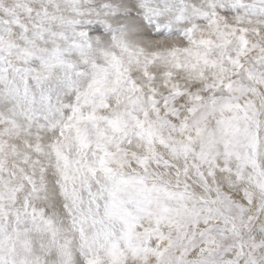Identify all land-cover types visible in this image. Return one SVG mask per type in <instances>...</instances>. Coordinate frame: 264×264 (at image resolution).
I'll list each match as a JSON object with an SVG mask.
<instances>
[{"label":"rangeland","instance_id":"1","mask_svg":"<svg viewBox=\"0 0 264 264\" xmlns=\"http://www.w3.org/2000/svg\"><path fill=\"white\" fill-rule=\"evenodd\" d=\"M156 1L0 0V264H264V0Z\"/></svg>","mask_w":264,"mask_h":264},{"label":"bare ground","instance_id":"2","mask_svg":"<svg viewBox=\"0 0 264 264\" xmlns=\"http://www.w3.org/2000/svg\"><path fill=\"white\" fill-rule=\"evenodd\" d=\"M158 1V0H157ZM156 1V2H157ZM166 1H168V0H159L158 1V3H164V2H166ZM215 1H219V0H215ZM189 2V1H188ZM208 6V5H207ZM209 7V6H208ZM223 9V8H222ZM251 10H252V8H251ZM35 11V10H34ZM33 11V12H34ZM35 14V13H34ZM201 15V14H200ZM57 18V17H56ZM217 18V17H216ZM202 20V19H201ZM216 22V21H215ZM221 22V21H220ZM232 22V21H231ZM217 23V22H216ZM222 24V23H221ZM235 24V23H234ZM212 25V24H211ZM224 25V24H223ZM210 27V26H209ZM223 29V28H222ZM226 29V28H225ZM216 30V29H215ZM219 31H220V29H219ZM243 34V33H242ZM197 36V35H196ZM226 36V35H225ZM254 36V35H253ZM252 36V37H253ZM256 36V35H255ZM223 39H224V37H223ZM155 40V39H154ZM213 40H214V38L212 39V42H213ZM167 41V40H166ZM194 41V40H193ZM191 42V41H190ZM215 42V41H214ZM161 43V42H160ZM199 43H200V41H199ZM185 44V43H184ZM218 44V43H217ZM146 50V49H145ZM217 51H220V50H217ZM204 53V52H203ZM145 54V53H144ZM175 54V53H174ZM190 56H192L193 57V55H190ZM225 56V53H223V52H221L219 55H218V59L220 60V63H221V60H224V59H222L223 57ZM141 57V56H140ZM156 57V56H155ZM186 57V56H185ZM191 57V58H192ZM181 58V57H180ZM179 58V59H180ZM230 59V58H229ZM139 61V60H138ZM185 61V60H184ZM148 63V62H147ZM138 64V63H137ZM136 64V65H137ZM222 64V63H221ZM233 64L234 63H232V65L231 66H233ZM166 65V64H165ZM168 65V64H167ZM173 65V64H172ZM205 65V64H204ZM203 65V66H204ZM223 65H220V66H218L216 69H215V73H212L211 74V77H213V78H216L217 79V81H219V79L220 78H224V77H228L231 73H232V69L231 68H228L227 66V68H224V67H222ZM163 67V66H162ZM235 67V66H234ZM169 68H170V66H169ZM185 68V67H184ZM159 69H160V67H159V65H158V71H159ZM164 71V70H163ZM177 72V71H176ZM161 73V72H160ZM181 73V72H180ZM164 74V73H163ZM234 75V74H233ZM161 77H162V75H161ZM205 77V76H204ZM158 78H159V75H158ZM219 78V79H218ZM196 79V78H195ZM194 79V80H195ZM75 80V79H74ZM187 80V79H186ZM193 80V81H194ZM208 80H209V78H208ZM170 82V81H169ZM184 82H185V80H184ZM213 82H215V80L213 81ZM190 83H191V80H190ZM187 84V83H186ZM1 87V86H0ZM4 87V86H3ZM147 87V86H146ZM199 88H200V86H198ZM202 88V87H201ZM1 89H4V88H1ZM203 89V88H202ZM165 90V89H164ZM19 91V90H18ZM167 91V90H166ZM19 93H20V91H19ZM27 94V93H26ZM29 95V94H28ZM2 96V95H1ZM27 99H29V96H27V95H24ZM7 100L5 99V107L4 108H2L4 111H6V113L7 114H9V115H11V116H16V117H19V116H21L23 113H22V110H21V104L16 100V99H13V98H11L10 97V95L9 94H7ZM39 98V97H38ZM93 98H95V97H93ZM41 100V99H40ZM42 101V100H41ZM39 103V102H38ZM114 104V103H113ZM116 104V103H115ZM23 105V104H22ZM162 112V111H161ZM31 119V118H30ZM34 122V121H33ZM35 124H36V122H35ZM24 138H27V137H24ZM23 138V139H24ZM22 139V140H23ZM72 139V138H71ZM21 140V139H20ZM21 140V141H22ZM29 140V139H28ZM31 141V140H30ZM29 141V142H30ZM72 141V140H71ZM17 142V141H16ZM15 142V143H16ZM18 142H19V140H18ZM64 142V141H63ZM69 142V140L66 142L65 141V144H67ZM23 143H24V145L25 144H27L26 143V141H23V142H21V145H23ZM20 144V143H19ZM16 145V146H21V145ZM23 145V146H24ZM23 146H21V149H23L22 147ZM27 146V145H26ZM71 146V145H70ZM69 146V147H70ZM66 148H68V146L66 147ZM24 150H25V148H24ZM20 151V150H19ZM30 157V156H29ZM33 157V156H32ZM173 156H171V158H172ZM20 165V164H19ZM19 168V167H18ZM17 168V169H18ZM32 168V167H31ZM19 170H20V168H19ZM23 169H21V171H22ZM21 171H20V174H21ZM24 171V170H23ZM34 171V170H33ZM17 173H18V170L16 171ZM121 172H122V170H121ZM26 173V172H25ZM139 173V172H138ZM18 175H19V173H18ZM34 179V178H33ZM114 179V178H113ZM37 180V179H36ZM39 180H41V178L39 179ZM35 182V181H34ZM55 193V192H54ZM69 193V192H68ZM70 198H72V197H70ZM74 200V199H73ZM88 200V199H87ZM91 200V199H90ZM89 200V201H90ZM38 202V201H37ZM74 203H76V201L74 200ZM81 201L79 200L76 204L77 205H81ZM33 214V213H32ZM39 231H42V230H39ZM45 232H46V230H45ZM39 233V232H38ZM47 233V232H46ZM47 236H48V234H46ZM45 235V233H39V235L37 234V235H34V236H32V238L34 239V241H37V240H43V241H45V244H47V245H45V246H48V248H45V252H44V255L43 256H45V262L47 263V264H60V263H57L58 261L56 260V262L55 261H52V258L54 257V255H55V257L56 258H58V260H59V258L60 257H63V255L64 254H66V251H65V253L64 252H61V250H62V247H63V244H62V242L60 243V239H59V241H55V242H51V240L50 239H48L47 238V236ZM53 239V238H52ZM58 240V239H57ZM56 242H57V244H56ZM50 243H51V245H50ZM89 246V245H88ZM87 246V247H88ZM92 245H90V247H91ZM91 248H95V245L93 246V247H91ZM35 249V248H34ZM64 249V248H63ZM63 251V250H62ZM238 259V258H237ZM2 263V262H1ZM67 264H69V263H67Z\"/></svg>","mask_w":264,"mask_h":264}]
</instances>
